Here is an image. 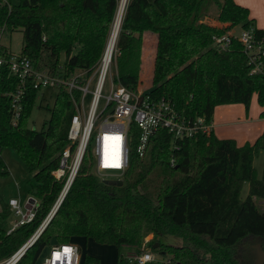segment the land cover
<instances>
[{
    "label": "trees",
    "instance_id": "16d2710c",
    "mask_svg": "<svg viewBox=\"0 0 264 264\" xmlns=\"http://www.w3.org/2000/svg\"><path fill=\"white\" fill-rule=\"evenodd\" d=\"M116 7L117 0H18L8 13L0 9V25L8 32L21 33L19 53L33 68L57 71L63 54L64 74L77 70L90 74L111 35ZM236 26L251 28L256 39L264 40V29L257 28L248 9L234 0H128L113 47L110 77L135 91L143 36L149 34L154 36L151 99L168 101L185 117L211 120L214 109L222 105L241 104L248 113L256 96L264 119L263 69L251 73L253 65L237 39L226 50H218L214 43V38ZM16 87L17 80L2 67L0 151L8 148L16 154L30 175L28 195L38 205L29 223L9 234L0 227V262L26 243L60 193L63 179L56 181L52 172L67 146L66 131L74 113L67 94L59 90L43 129L29 130L27 121L38 92L27 83L19 118L12 126L6 94ZM137 133L131 125L129 164L121 187L103 185L85 156L56 211L15 264H36L45 247L77 237L117 249L144 244L168 264H252L246 245L239 259L235 247L245 244L248 236L239 233L249 199L264 201V179L258 178L253 167L254 158L264 152V130L253 144L242 147L232 139L219 140L213 133L178 140L179 150L173 153L171 136L159 131L142 157L135 153ZM172 158L174 166H170ZM7 175L0 158V178ZM244 184H248L247 201L241 199ZM170 202L174 207L181 203L180 218L169 211ZM8 214V207L0 208V222ZM257 215L264 218L258 209ZM235 229L238 238L232 237ZM146 235L151 239L145 243ZM249 235L264 250V231ZM165 236L176 242H160ZM79 264L100 262L85 254ZM115 264L132 263L117 253Z\"/></svg>",
    "mask_w": 264,
    "mask_h": 264
},
{
    "label": "built area",
    "instance_id": "2783aa9c",
    "mask_svg": "<svg viewBox=\"0 0 264 264\" xmlns=\"http://www.w3.org/2000/svg\"><path fill=\"white\" fill-rule=\"evenodd\" d=\"M17 1L0 0V9L8 13ZM127 1L117 0L116 10L119 6H122L124 10ZM9 33L4 24L0 25V36ZM234 38L232 34L225 33L214 38V43L218 50H226ZM235 39L241 44L248 63L253 65L251 73L260 72L263 69L264 40L256 39L251 28L241 29ZM112 54L113 48L106 56L105 47L96 72L89 77L84 70L64 74L62 63L54 72L48 69H35L27 57L20 53L13 54L8 48L0 45V69L6 68L8 73L17 80L16 90L6 94L10 99L12 126L16 125L19 118L21 100L27 83H30L32 89L37 92L45 88H55L56 93L63 90L73 105L74 113L70 117L66 131L67 146L61 151L57 168L52 172V177L56 181L63 179L57 202L69 189L85 156L88 157L92 174L100 181H122L129 164L131 125L138 131L135 146L138 157L143 156L150 139L159 131L167 132L171 136L172 153L179 150L176 141L192 139L200 135L209 136L213 132L212 121L203 116L185 117L178 113L168 101L154 100L148 96V93L129 91L114 83L110 77ZM93 77V88L89 91V83ZM106 79L109 81V89L107 94L102 96L101 90ZM86 95H90V101L85 108L83 100ZM170 166H174L173 158L170 160ZM37 205L38 201L31 195L25 198L23 206L16 199H9L7 206L17 220L6 229V234L29 223L34 217ZM22 246L0 264H15L22 255ZM48 248L47 254L38 259L36 264L80 263L79 250L71 243L52 245ZM153 260L149 250L128 256V262L132 264H148ZM168 263L165 261V264Z\"/></svg>",
    "mask_w": 264,
    "mask_h": 264
},
{
    "label": "rangeland",
    "instance_id": "374dc122",
    "mask_svg": "<svg viewBox=\"0 0 264 264\" xmlns=\"http://www.w3.org/2000/svg\"><path fill=\"white\" fill-rule=\"evenodd\" d=\"M241 29L242 28L240 26H236L230 32L235 38H237L241 32ZM147 36L154 39V36L152 35L147 34ZM149 42H150L149 39L145 40L146 48L148 47ZM0 45L5 48H8V50L11 53L18 54L22 47L21 33L16 31V32H10L9 34H2L0 36ZM105 47L107 46L105 45ZM76 49L77 48L75 47L72 50V53H75ZM151 52L152 50L150 48L148 51L145 52L144 57L146 59L149 57L151 58V54H152ZM63 59H64L63 54H60V58H59L60 63L63 62ZM99 60H97V63L93 68L92 72L89 74V77H92V75H94V73L96 72V68L99 63ZM150 69H151L150 60L147 59L143 64L141 63V74L139 78V84L136 86L135 90L139 91L142 94L148 93V91L151 89L149 82V74H148ZM263 71H264V63H263ZM93 84H94V77L91 79L89 83V89H88L89 91L92 90ZM108 89H109V81L108 79H106L103 82L101 95L105 96L108 92ZM56 91L57 90L55 88H45L37 93L34 105L30 111L27 121V128L29 130L41 131L43 129L44 124H46V122L48 121L49 112L50 109L52 108ZM89 101H90V95H86V97L83 100L85 108L88 106ZM90 145H92L91 142ZM0 158L3 161L8 172V175L6 177L0 178V208L7 209L8 207L7 202L9 199L19 200L20 205L23 206L24 200L28 196V180L30 179V175L26 172L25 168L20 163L18 157L13 152V150L8 148L3 149L0 153ZM253 161H255L254 163L255 167L254 166L253 167L256 170L257 176L258 178L261 179L259 175H261L263 171L262 151L258 154L257 157L254 158ZM15 184L17 185V187H15ZM247 188L248 185L245 184L241 193V199L246 201H247V197H246ZM255 202H253V199H249V204L248 206H246L247 210L242 224L243 225L242 231L239 233L241 235L248 234V236L244 240L245 244L241 245L242 247L240 245L235 247V250L237 252V259H239V257L242 256V248L246 245V247L248 248V250L252 255V264H255V246L260 244L256 241H253V239L251 238L252 236H250L249 234H252L256 231H260V232L264 231V223H262L264 222V218L257 215V209L259 212L261 211L264 213V202L262 201H255ZM173 205L174 203L172 202L169 203V208H170L169 211L170 212L172 211L175 214L176 218L178 219L180 218L181 203L180 202L176 203L175 207ZM6 212L8 213V211ZM48 213L46 214V216L48 215ZM15 220H17V218L12 213H10L3 221L0 222V227L6 230ZM41 223L38 225V227L41 225ZM38 227L35 229V231L38 229ZM201 231H204V229H201ZM233 232L234 235L232 237L235 238L237 236L238 230ZM238 237L239 236H237V238ZM150 239H151L150 235H146L144 242L146 243ZM160 242L164 244H174L176 242V239L170 236H165L160 238ZM70 243L78 248L81 257H83L85 254L91 255L93 257H96L99 260L100 264H114L117 257V253H119L122 256V258L128 261V256L133 255L136 252V250L137 251L148 250V246L144 244L140 245L136 249H132L129 247H120L119 249H117L112 245H99L90 240H85L84 238H78V237L75 238ZM222 244H227V243L223 242ZM48 249H49L48 247H45L41 251L39 259L47 254ZM156 264H161V263L158 262Z\"/></svg>",
    "mask_w": 264,
    "mask_h": 264
},
{
    "label": "crops",
    "instance_id": "0c3cea01",
    "mask_svg": "<svg viewBox=\"0 0 264 264\" xmlns=\"http://www.w3.org/2000/svg\"><path fill=\"white\" fill-rule=\"evenodd\" d=\"M234 2L240 6L247 8L249 11V17L254 20L255 26L259 29H264V0H234ZM230 31L228 33L232 34ZM146 39H148L147 34L143 36L140 59L142 64L145 62V60L147 59L150 60V65H151L153 58V51H154V40L153 38L149 39L150 42L148 43V47H147L148 49H147L145 43ZM150 48L152 50L151 58L149 57L146 59L144 57L145 52L148 51ZM261 112L262 109L257 104L256 96H254L251 100L248 113L245 112V108L241 104L217 106L214 109L211 118L212 126H213L212 133L219 140L221 139L234 140L238 147H242L247 143L253 144L256 141V139L260 137V135L264 130V119L260 117ZM262 153H263V171L262 174L259 175V177L264 179V152ZM254 163L255 161H253V166ZM15 187H17L16 184ZM246 194H248V188ZM151 254L153 255L154 260L153 262L148 264H156L158 262H160L161 264L164 262L163 264H165V261H167V259L161 257L158 254L155 253H151Z\"/></svg>",
    "mask_w": 264,
    "mask_h": 264
},
{
    "label": "water",
    "instance_id": "95a60500",
    "mask_svg": "<svg viewBox=\"0 0 264 264\" xmlns=\"http://www.w3.org/2000/svg\"><path fill=\"white\" fill-rule=\"evenodd\" d=\"M100 182L103 185L111 186V187H121V185H122V181L121 180H116V181H112V180H101ZM64 195L65 194H63L62 196H60V199L58 200V202L56 201V203L53 205V207L51 208L50 212L48 213V215L46 216V218L44 219V221L41 223V225L38 227V229L35 231V233L22 246V249H21L22 254L37 239V237L39 236V234L41 233V231L44 229V227L46 226V224L48 223V221L50 220V218L52 217V215L56 211V209H57L58 205L60 204V202H61V200H62V198H63ZM156 245L157 244H155L154 247ZM255 264H264V250H262V248H261L260 245H256L255 246Z\"/></svg>",
    "mask_w": 264,
    "mask_h": 264
},
{
    "label": "bare ground",
    "instance_id": "6f19581e",
    "mask_svg": "<svg viewBox=\"0 0 264 264\" xmlns=\"http://www.w3.org/2000/svg\"><path fill=\"white\" fill-rule=\"evenodd\" d=\"M116 15H115V18H114V24H113V27H112V30H111V35H110V38H109V42H107V47H106V56L108 55L109 51L113 48L114 46V41L116 39V35H117V31H118V28H119V23H120V19H121V15H122V12H123V9H122V6H119L117 8V11H116ZM105 151V150H104Z\"/></svg>",
    "mask_w": 264,
    "mask_h": 264
}]
</instances>
